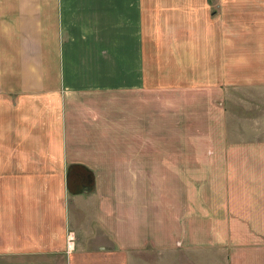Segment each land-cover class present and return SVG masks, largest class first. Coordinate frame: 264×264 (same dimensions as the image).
<instances>
[{"label":"crops","instance_id":"0c3cea01","mask_svg":"<svg viewBox=\"0 0 264 264\" xmlns=\"http://www.w3.org/2000/svg\"><path fill=\"white\" fill-rule=\"evenodd\" d=\"M239 4L0 0V260L47 255L57 264H125L133 248L154 245L156 236L162 256L178 253L179 263L189 261L185 253L217 248L237 263L230 248L264 247L258 243L264 196L262 206L253 202L236 213V192L227 190L223 174V188L204 185L187 215L171 213L178 205L163 192L160 218L149 208L148 192L103 191L111 178L102 171L96 191L68 189L74 164L105 168L109 175L110 167L126 166L136 182L140 169L151 175L154 160L176 166L191 150L196 163L221 170L234 166L228 151L258 164L264 142H250L247 128L245 134L244 127L231 130L223 107L227 87L243 77V63L217 21ZM160 118H167L166 128L155 126ZM169 118L191 139L188 149L179 139L169 143ZM110 151L117 157L125 151L126 161L109 159ZM217 153H224L219 162ZM242 193L258 198L256 191ZM173 228L184 238H176L180 249L169 244ZM239 230L249 237L234 235Z\"/></svg>","mask_w":264,"mask_h":264},{"label":"rangeland","instance_id":"374dc122","mask_svg":"<svg viewBox=\"0 0 264 264\" xmlns=\"http://www.w3.org/2000/svg\"><path fill=\"white\" fill-rule=\"evenodd\" d=\"M238 2L241 4L233 10L232 15L226 12L225 8V10L222 11L223 15L217 21L219 32L224 31L225 43H228L229 41L232 42L230 47L233 46L234 48L235 58L239 60L240 64L243 63V77H241L242 79L240 82H235L233 86L227 87V94L223 93L226 97V103L223 107L224 111L227 110V121L229 127L232 128L231 130H234L237 127H244L245 134L247 128L246 138H248L250 142H253V140L264 142V0H238ZM210 9L212 8L210 7ZM221 10V8H218L219 12H221ZM219 41H224V39H220ZM231 42L229 43L231 44ZM55 74L56 72H53V76H55ZM237 76L240 77V73H237ZM214 104L216 105V101ZM221 105L222 104H220V106ZM155 111L160 112V108L155 106ZM172 120L173 118H169V143L171 144L173 141H177L179 139L181 144H186L188 149V141H191V139L184 137L181 133L178 134L180 131L177 132L178 127H176L175 122L172 124ZM155 122H157L155 126L159 123V125L164 124L166 128L167 126L165 123L168 121L167 118L166 120L160 118L158 120L155 119ZM177 125H180V122H178ZM207 131H209V128ZM236 131L237 130H234L235 133ZM241 132L242 129L238 133ZM231 137L234 142L238 141V135L232 134ZM116 153L117 152L115 151L107 152L109 159L121 158L126 161L125 151H122V155L119 157L116 156ZM151 153L154 154L155 158L161 159L160 151H152ZM193 154L194 153L191 150L189 152L190 156L185 158L183 162L176 163V166L168 165L169 167H167L163 165L161 160H154V164L150 169V176L147 175L146 177L141 169L138 170L136 174L138 182L130 181L131 173L129 170H132L129 167H110L113 169L114 174L113 171L107 170L111 174L109 175L105 168L102 169L90 166L87 168L90 171L88 172V175L93 177L92 183L86 185L82 184L83 182L79 183L76 181L73 183V189L74 191L84 189L91 193L96 191L98 184H96L94 179L97 173L99 174L100 171H102L107 175V178H109V176L111 178L110 181L107 180L106 183L105 181L103 182V191L148 192L153 197L149 199V201L152 202V204L149 205V208H152L155 212H160L158 213L160 218L163 201L161 195L163 192H167L169 197L172 199L171 201L176 203L182 209L181 211H177L178 206L174 208L170 206L171 213L176 214L180 212L187 215L188 212H190V206H193V204H191L192 200H194V197L197 196V192L203 190L204 185H207L208 189L212 191H219L223 188V185H221V181L219 180L221 178V174H223L227 180V190L236 192V199L234 203L236 213H240L241 207L250 208V206L253 205V202L255 203V207L262 206L264 196V161L261 157L263 156L264 158V151H261L260 160L256 165L249 164L250 160L240 161L239 159H235L233 157V151H228L229 164H234V166H227L226 169L224 168L222 170L220 166H217V164L196 163L193 159ZM216 157L215 162H219L220 158L224 157V153H217ZM93 158L95 159V157ZM118 170L120 171V174H115V171ZM83 174L84 173H80L81 177ZM77 177L78 180H80V177ZM134 177L135 176L132 173L131 178ZM201 177L203 178L202 182L200 181ZM119 178H124V180L117 181ZM253 191L258 193V198L256 200L247 197V195H241L244 194L242 192L248 194V192ZM199 213L200 212H198V214ZM192 218H194V214L192 215ZM189 232L192 233V230ZM233 233L234 235L242 234L245 235V237H249L247 236V232L242 230ZM263 233L264 231H261L260 235L262 237L258 239V243L264 242ZM157 234L160 236L161 232L158 231ZM171 234L175 240H171L169 244H171L175 249L183 247L181 246V243L179 246H177L178 243H175L177 239H181V241L184 240L182 234L177 232L174 228ZM247 240L250 241L251 239L247 238ZM152 243V241H148L145 246H139L136 249L133 248L132 250H134L135 253L131 254H134V257L136 256L134 259L136 260L137 258V261L133 260L132 256L130 257L131 254H127L128 256L125 255L127 256L125 264H206V262L207 264H264V247L248 249L237 247L230 248L232 257L235 258L237 263L230 261L231 258L225 257L224 250L220 248H217L218 250H213L214 254L210 253L211 250H205V254L198 253L197 255L194 253H185V256H188L190 262L183 258V263H179L181 258L177 255L178 253H171L168 256H162L163 241H161V237L156 236L154 239V245H152ZM251 243H253L252 240ZM191 245L194 246L195 244ZM107 248L111 249V246H108ZM123 250L131 249L124 248ZM247 251L250 253H247ZM184 260H186L185 263ZM0 264H57V262L53 261L50 256L37 255L26 256L16 260L15 262H13L11 258L5 257V259L0 260Z\"/></svg>","mask_w":264,"mask_h":264},{"label":"trees","instance_id":"16d2710c","mask_svg":"<svg viewBox=\"0 0 264 264\" xmlns=\"http://www.w3.org/2000/svg\"><path fill=\"white\" fill-rule=\"evenodd\" d=\"M69 171H70L69 174H71V175L68 176L69 177L68 178V189H69V191H74L73 183H75L76 181H82L83 182L82 184H86V185L92 183L93 177L88 175V172H90V171L88 170L87 167H85L83 165H79V164H74V165L71 166ZM80 173H84L82 175V177H81ZM76 175L80 177L79 178L80 180H78L76 178ZM74 192H77V191H74Z\"/></svg>","mask_w":264,"mask_h":264}]
</instances>
